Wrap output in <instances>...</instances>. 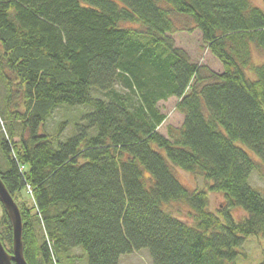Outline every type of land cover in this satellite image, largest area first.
Listing matches in <instances>:
<instances>
[{"label":"trees","instance_id":"16d2710c","mask_svg":"<svg viewBox=\"0 0 264 264\" xmlns=\"http://www.w3.org/2000/svg\"><path fill=\"white\" fill-rule=\"evenodd\" d=\"M173 14L192 20L221 73L175 48ZM254 48L264 54V10L249 0H0V178L15 201L30 199L20 209L27 264H63L79 247L89 264L143 249L154 264H237L248 238L264 243V196L249 184L264 166ZM171 98L184 121L164 136L159 103ZM62 106L88 112L72 136L68 121L42 132ZM211 193L225 202L216 212ZM0 239L12 253L1 202Z\"/></svg>","mask_w":264,"mask_h":264},{"label":"rangeland","instance_id":"374dc122","mask_svg":"<svg viewBox=\"0 0 264 264\" xmlns=\"http://www.w3.org/2000/svg\"><path fill=\"white\" fill-rule=\"evenodd\" d=\"M253 6L258 7L264 10V4L262 0H249ZM173 20L175 22V26L178 29L173 35H169L175 43V48L183 50L187 53L190 58V61L194 64H197L201 68L202 73H221L223 71L220 63L213 57V55L208 50L207 45L202 41L201 33L195 29V25L191 19L180 16L177 14L172 15ZM254 64L262 65L264 64V54L254 48ZM119 89H121L119 87ZM123 90V89H122ZM124 91V90H123ZM14 92H17L14 90ZM8 94V89L5 85L3 79L0 78V99H5ZM0 100V107H1ZM16 103L19 101L14 100L11 103V111H15ZM178 100L176 98H171L168 101H162L159 103V108L161 112L166 116V121L159 128V132L168 136V129L170 127H181L184 121V117L177 111L176 105ZM87 106H62L55 110L52 114V117L48 119L47 124L42 132H46L50 135L56 133V129L58 128L59 123H63L64 121H68L66 130L63 133L64 137L72 136L75 131V125L79 118L85 115L88 110ZM88 108V107H87ZM19 110V107H18ZM17 110V111H18ZM21 110V109H20ZM8 113H1L0 116V140L5 135L8 130L9 122L5 119ZM75 122V123H74ZM74 124V125H73ZM20 125V124H17ZM73 125V126H72ZM73 127V128H72ZM19 135L16 137V141H19ZM7 165V162L4 159L3 153L0 151V165ZM1 171V168H0ZM181 180L189 187L202 190L205 189V183L201 177L185 174L183 172L178 173ZM249 184L260 191V193L264 196V166L262 165L259 170L253 171ZM30 197V195H29ZM210 204L211 209L216 212L221 209L224 205V199L219 194L211 193ZM23 199L16 200L18 207L21 209L22 202L27 199L30 200L26 194L22 196ZM235 219L240 218L241 212L234 211L233 212ZM236 219V220H237ZM243 254H241L237 260V264H260L264 260V243L261 242L256 237H250L246 240L243 247ZM63 257L61 263L63 264H89L88 256L85 250L81 247L75 248L68 252L67 254H61ZM120 264H154L150 251L148 249H143L139 252H135L133 254L124 255L121 257Z\"/></svg>","mask_w":264,"mask_h":264},{"label":"water","instance_id":"95a60500","mask_svg":"<svg viewBox=\"0 0 264 264\" xmlns=\"http://www.w3.org/2000/svg\"><path fill=\"white\" fill-rule=\"evenodd\" d=\"M0 202L13 229V250L9 253L0 239V264H27L24 257L23 220L21 210L0 178Z\"/></svg>","mask_w":264,"mask_h":264}]
</instances>
